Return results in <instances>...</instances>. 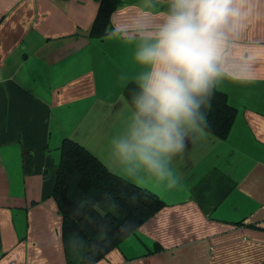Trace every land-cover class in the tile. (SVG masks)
Instances as JSON below:
<instances>
[{
	"label": "crops",
	"instance_id": "obj_1",
	"mask_svg": "<svg viewBox=\"0 0 264 264\" xmlns=\"http://www.w3.org/2000/svg\"><path fill=\"white\" fill-rule=\"evenodd\" d=\"M138 3L124 0L111 25ZM99 7L0 0V264H68L53 197L61 142L77 139L105 163L128 112L139 68L130 44L90 35ZM246 38L264 41V17ZM257 69L251 84L217 88L237 108L228 137L206 128L190 142L173 161L175 186L141 182L166 206L96 264H264V63Z\"/></svg>",
	"mask_w": 264,
	"mask_h": 264
},
{
	"label": "clouds",
	"instance_id": "obj_2",
	"mask_svg": "<svg viewBox=\"0 0 264 264\" xmlns=\"http://www.w3.org/2000/svg\"><path fill=\"white\" fill-rule=\"evenodd\" d=\"M262 17V0H139L118 13L107 36L132 46L139 70L107 143V167L139 182L178 184L173 161L205 136L215 90L258 78L264 41L246 36Z\"/></svg>",
	"mask_w": 264,
	"mask_h": 264
},
{
	"label": "trees",
	"instance_id": "obj_3",
	"mask_svg": "<svg viewBox=\"0 0 264 264\" xmlns=\"http://www.w3.org/2000/svg\"><path fill=\"white\" fill-rule=\"evenodd\" d=\"M123 2L100 0L90 35H106L113 12ZM210 105L207 128L227 138L237 108L220 89ZM53 197L63 218L61 235L68 264H96L166 206L157 192L110 170L72 137H65L60 145Z\"/></svg>",
	"mask_w": 264,
	"mask_h": 264
},
{
	"label": "rangeland",
	"instance_id": "obj_4",
	"mask_svg": "<svg viewBox=\"0 0 264 264\" xmlns=\"http://www.w3.org/2000/svg\"><path fill=\"white\" fill-rule=\"evenodd\" d=\"M135 180H136V179H135ZM137 183H139V184L143 185V184H142L141 182H139V181H138Z\"/></svg>",
	"mask_w": 264,
	"mask_h": 264
}]
</instances>
